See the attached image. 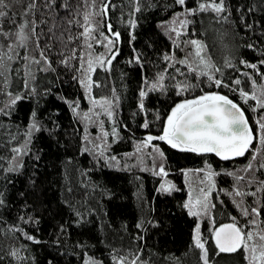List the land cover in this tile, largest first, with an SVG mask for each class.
Returning a JSON list of instances; mask_svg holds the SVG:
<instances>
[{
    "label": "trees",
    "instance_id": "trees-1",
    "mask_svg": "<svg viewBox=\"0 0 264 264\" xmlns=\"http://www.w3.org/2000/svg\"><path fill=\"white\" fill-rule=\"evenodd\" d=\"M202 2L209 3L211 0H187V5L196 8ZM100 3L101 0H96L97 8ZM225 3L228 12L223 15L227 19L211 10L197 12L193 16L180 17L189 21L181 29L179 20L174 22L175 12L179 9L171 6V0H132L131 3L130 0H112L115 7H110L105 23L112 24L113 32H120L117 44L119 55L110 71L97 68L93 75V81L100 85L93 87L96 99H111L113 88L119 97L113 118L118 136L112 138L109 135V143L104 151L105 156H116L119 161L118 164L111 161L112 166L105 164L103 159L97 162L92 153L82 154L84 123L78 122L68 105L59 99H78L81 112L90 107L84 90L73 79L78 73L58 63L54 65L55 72H38L35 65L31 66L36 75L38 91L45 87L52 89L51 95L38 98V115L42 114L41 122L53 135L49 136L47 130L36 133L29 145V154L21 158L23 167L15 173L4 171L0 174V191L4 192L7 201V207L0 209V256L3 257L0 264H84L89 257L102 261V264H113V255L131 259L138 249L143 250V258L149 264H203L200 250L194 247L192 239L197 218L188 216L182 205L188 198L185 177L192 185L193 178L203 174H197L194 170L205 169L206 163L211 165L213 171L220 173L214 177L217 189L212 200L216 204L213 210L216 227L232 223V217L236 218L240 227H246L245 231L251 227L248 223L249 227L244 226L243 222H248V218L252 217H244L241 209L233 203L234 199L241 200L234 196V190L238 188L243 192L256 193L255 196L243 197L242 207L260 208L261 214L256 220L258 227L264 228V184L261 183L264 182V169L259 167L264 163V149L256 142L251 153L228 161L209 154L181 152L162 141L152 143L163 151V158L155 153L149 157L151 147L143 163L141 152L135 153L147 135L162 134L163 122L176 103L210 92L225 95L236 103L256 131L253 111L256 103L254 100L245 103L239 93L243 90L250 94L253 81L259 85L263 82L259 73H264V64L260 63L264 60V0H225ZM137 4L140 12H135ZM9 12L15 13L17 24L0 20V27L4 31L15 32L22 22L23 8L12 0ZM30 18H35L37 23L47 20V26L41 25L37 31L47 32V28L55 24L54 31L60 35L66 27L59 17L53 19L47 9L37 11L35 17ZM129 19L135 21V28L130 27ZM173 27L181 31L179 38L171 31ZM100 30L108 35L106 27ZM72 31L76 32L77 29L73 28ZM46 39L42 36L41 43ZM190 40L201 42L205 60L214 66L211 74L230 87L218 88L207 77H195L194 73L188 72L186 65L176 63L175 67L168 66L173 61H165L164 56H172L173 53L174 61L187 58L194 68L200 64L196 47L186 43ZM173 41L179 43L180 47H175ZM9 42L0 37L3 51H7ZM48 42L50 45L56 44L50 54V58L56 59L61 46L54 40ZM103 49L94 44L95 54L105 52ZM16 52L19 57L11 62L6 61L10 70L7 73L10 82L7 90L14 93L21 90L26 70L27 62L22 57L38 55L34 38L27 42L26 48H17ZM137 56L140 63H130ZM241 61L256 64L257 69L247 67ZM177 68L184 75L178 73ZM215 68L220 71H215ZM160 73L165 75L166 91L151 92L144 100L146 112H141L139 92L150 86L144 81L151 82ZM236 79L241 81L239 85L234 83ZM185 80L197 86L183 95H176L172 85ZM7 103L8 97L0 94V107ZM36 107V98L26 99L14 106L9 117L0 116V124L3 125L0 128V169L9 166V158L13 155L11 148L24 143V132ZM145 120L149 122L148 129L142 127ZM90 136L93 141L87 145L90 149L95 144H105V141L97 139L98 136ZM132 154L135 156L133 161H126ZM252 154L257 159L252 161L253 169L245 172L243 169ZM161 165L167 175H154L153 170L158 172ZM181 170L192 171L185 176ZM228 172L244 176L245 179L237 181L234 176L227 175ZM163 178L173 180L178 191L170 195L159 192ZM249 181L252 183L249 184ZM21 215L35 217L39 223L25 224L18 220ZM149 220L153 222L152 225L148 223ZM142 222L143 228H137V224ZM14 226L23 228L40 243L25 239L19 232L13 234L9 229ZM61 226L64 231L60 230ZM209 226V222H205L202 227L209 264H248L243 250L234 254H217ZM139 236H143V240L137 239ZM17 248L23 260L7 255Z\"/></svg>",
    "mask_w": 264,
    "mask_h": 264
},
{
    "label": "snow or ice",
    "instance_id": "snow-or-ice-1",
    "mask_svg": "<svg viewBox=\"0 0 264 264\" xmlns=\"http://www.w3.org/2000/svg\"><path fill=\"white\" fill-rule=\"evenodd\" d=\"M12 0H0V20H7L13 24H17L15 13L10 14L9 6ZM132 0H130V3ZM16 3L21 5L23 8L22 22L17 25V31L10 32L4 31L0 27V37L4 40L10 41L7 44V51H3V45H0V94L8 97V103L3 107H0V116L9 117L14 106L18 102L26 99H37V107L31 112L30 123L26 126L24 132V143L19 146L11 148L13 155L9 158V166L7 168L0 169V174L6 171L8 173L18 172L23 167L21 158L28 155L30 152L29 145L31 144L32 138L36 133H43L48 131L49 136L53 133L51 130L46 129V126L41 122L42 114L38 115L39 101L38 98L51 95V87H45L42 91H38L35 85L36 75L32 71V65L36 66L38 72H55V64H59L64 68H71L74 72L78 73L73 79L77 81L80 87L84 90L85 98L88 99L92 105L88 111H80V103L78 99L67 100L64 97H59L68 107L74 117L77 118L78 122H83L85 126V135L83 137L84 147L83 153H92L97 162L103 159L105 164L112 166L111 161H115L117 164L116 156H105L104 151L107 148V144H95L92 149L87 145L93 143L91 140L90 133L87 132L89 124H96L101 127V135L97 137L98 140L106 141L109 136L108 131L103 130L104 121L100 119L101 115L106 116L110 121H114V110L118 106L119 97L116 95V89H112V98L96 99L92 96L93 87H99L100 85L93 81L92 74L96 72L97 68L104 71H110L113 61L119 55V48L117 44L120 39L119 31H112V24L110 22L105 23L108 17L110 7L114 8L112 0H101L99 8H97L96 0H16ZM15 6V5H13ZM146 7L149 5H145ZM171 6L176 7L179 11L175 12L174 22L179 20L181 29L185 28L189 21L187 19H180L181 16H193L197 12L203 13L211 10L217 16H221L227 19L225 14L228 12L225 0H211L209 3H199L196 8H189L187 0H171ZM41 9H47L48 12L52 13L53 19L59 17L65 24L64 30L60 35H57L54 31L56 25L47 28V32L43 30L37 31L41 25L47 26V20H40L37 23L35 14ZM92 9H96L92 11ZM62 10V11H61ZM141 8L139 4L135 7V12H140ZM251 11V9H248ZM243 21V16H241ZM130 27L135 28L136 24L134 20L129 19ZM102 27L107 28L108 35H105L104 31L100 29ZM251 27V25H246ZM77 29L73 32L72 29ZM171 31L175 33L176 37L181 36V31H177L176 28H171ZM47 37L46 40L41 43V37ZM34 38L35 50L38 55H26L22 59L27 63L25 64V72L22 80V88L20 91L12 92L7 89L10 87L7 73L10 71L7 62H11L14 58L19 57V53L16 52L17 48H26L27 42ZM49 40H54L60 44V50L57 52L56 59L50 58L52 49L56 47V44H49ZM175 47H180V44L173 41ZM197 48L196 55L200 57L202 50V44L197 40H190L186 42ZM95 45H100L105 49V52L95 54L93 51ZM249 47H252L249 45ZM174 53L172 56L165 55V61H173L169 63V67H175L176 63L186 65L188 72L194 73L195 77H207L208 81L212 82L216 87H230L228 84H224L220 79L215 78L211 74V69L214 68L209 62L203 57H200V64L197 67H192L189 64L187 58L179 61H174ZM7 61V62H6ZM73 61L76 63L74 64ZM135 62L140 63V58L137 56L134 58ZM247 67L257 69L256 64H249L246 61H241ZM264 64V60L260 61ZM230 64V62H229ZM167 71V69H165ZM176 71L181 75L180 69ZM215 71H220L219 68H215ZM247 75V74H245ZM264 77V73H259ZM175 79V77H172ZM165 75L164 73L158 74V76L151 82L145 79L144 83L150 85L147 90L141 89L139 92L140 102L139 109L141 112H146L145 98L151 92H164L166 91L165 86ZM236 85H239L241 81L236 79L234 81ZM255 85V81H253ZM197 85L180 81L172 85L176 91V95H183L190 89ZM236 91V89H230ZM241 98L247 103L249 99L255 100L257 105L264 108V99L258 98L255 92L251 95L248 92L240 90ZM261 97H264V86H261ZM255 111V109H253ZM160 117L157 115L156 117ZM49 123H51V117H49ZM261 135L259 137L262 149H264V118L257 121ZM3 125L0 124V128ZM145 129L149 128V122L145 120L142 124ZM162 134L153 136L147 135L146 138L141 142V146H138L137 151L141 150V147H151L152 152L148 153L152 156L153 153L158 154L159 157L163 158L164 153L161 151L158 145L153 144V141H162L171 146L173 149H178L181 152L197 153V154H208L214 153L216 157H219L223 161L232 160L238 157H244L246 154L252 152L254 148L252 129L248 125V120L245 117L244 111L231 99L225 95H221L216 92L205 93L193 99H184L180 103H176L171 108L170 113L167 115L166 120L162 125ZM111 134L116 137L118 132L116 127L112 128ZM16 139L15 136L12 137ZM38 160L39 157L37 156ZM257 156L252 154L251 160L243 169L245 172H250L253 169L252 161H255ZM261 169H264V163L259 165ZM145 170V169H142ZM185 176L189 175L192 170H181ZM197 174L204 173V178L201 179L200 183L204 184L207 182V187L199 188V195L193 198L192 193H189L188 200L182 205L187 210V215L196 218H211L212 211L216 208V204L211 202L212 192L215 190L214 177L220 175V173L212 170L211 165L205 164V169L194 170ZM154 175L166 176L164 166L159 167L158 172L153 170ZM229 176H234L237 181H243L244 176H238L236 173L228 172ZM7 179V178H5ZM34 182V181H33ZM249 184L252 181L248 182ZM264 184V182H261ZM262 189H257L261 191ZM159 192L164 194H171L173 191H178L175 185L162 183L158 189ZM232 195V193H229ZM252 195L255 196V192H243L238 188L234 190V196L240 197V201L233 200V203L237 208L241 209V214L244 217H252L248 221V224L252 226L249 230L245 231L244 228L237 226L235 217H232L233 222L228 224H221L218 228H214L212 231V238L215 243V249L218 250L217 254L220 253H235L239 250H243L246 254L245 259L248 264H264V228H259L257 225L256 217L260 216L261 210L258 207L244 208L242 207L243 197ZM221 203H223L221 201ZM7 207V201L4 196V192L0 191V209ZM27 207V205H25ZM77 215H80L77 212ZM18 220L25 224H38L39 221L32 216L21 215ZM150 225L152 221H148ZM143 222L137 224V228H143ZM255 229V230H253ZM64 231L63 226L60 228ZM10 232H19L23 237L34 243H40L34 236L24 231L23 228L14 226L9 229ZM137 239L143 240V236H139ZM194 247L200 250V259L203 264H209V252L206 248V241L203 240L201 235L200 223L195 224V231L192 237ZM19 249L11 250L7 255L15 258L16 260H23L19 255ZM3 257L0 256V261ZM113 264H149L147 259L143 258V250L138 249L133 254L132 258L129 259L127 256L113 255ZM84 264H102L95 258L89 257L84 261Z\"/></svg>",
    "mask_w": 264,
    "mask_h": 264
},
{
    "label": "rangeland",
    "instance_id": "rangeland-1",
    "mask_svg": "<svg viewBox=\"0 0 264 264\" xmlns=\"http://www.w3.org/2000/svg\"><path fill=\"white\" fill-rule=\"evenodd\" d=\"M103 51H105V49H103ZM196 51H197V48H196ZM200 57H203L204 58V56H203V47H202V50L200 52ZM94 73L92 74V79H93ZM262 81L263 82H262L261 85L255 84L253 86L252 93L255 92L256 95L258 96V98L264 99V97H261V94H260L261 93V86H264V77L262 78ZM252 93H250V95ZM92 96L94 97V95H93V89H92ZM249 100H251V99H249ZM255 103H256V108H255V112L254 113H255L256 118L254 119V124L256 125V131H254V129L251 127L252 128V131H253V136L255 137V139L253 140V143L256 142V144L261 147V144H260V141H259V137H260V135L262 133H261V131L259 129V124L257 123V121H260L262 118H264V108H261L259 105H257V102L256 101H255ZM89 104H90V107H88L85 111H88V109H90L92 107L90 101H89ZM100 119H102L104 121L103 130L104 131L110 130V131H108L109 132V135H111V137L114 138V136L111 134L112 128L114 127L113 122L110 121L106 116H103V115H101ZM89 128H90V130H88V133H90V135H96V136H100L101 135V127L99 125L89 124ZM108 137H107V140L105 141L106 144L109 143V140H108L109 138ZM137 149H136V152L135 153L140 154V152H141V155H142L141 157H143L141 159V161L143 160L142 163L145 162V159H144L145 158V154L147 153V150L149 149V147L148 148L141 147V150L140 151H137ZM134 157H135L134 154H132L131 156L128 157V159H126V161H128V162H130L131 160L133 161V158ZM203 178H204V173L202 174L201 177H194L193 178L192 185H191L188 182V180H187L188 178L185 177V186H186V188L188 190V198H189V193H192L193 198H195L197 195H199V191L198 190H199L200 187H207V182L206 181H205L204 184H201L200 183L201 179H203ZM214 182H215V178H214ZM162 183L175 185L176 189H178V187L176 186V184L171 179L163 178L162 179ZM215 186H216L215 187V190H216L217 189L216 182H215ZM215 190L212 192V196L210 198L211 199V202H212V200H214L213 199V196H214ZM188 198H187V200H188ZM222 218H223V216H222ZM248 220H250V219L248 218ZM197 221H198L197 223H200V225H201V235H202V227H203V224L205 222H209V224H210L209 229H210L211 232L214 230V228H216V224H215L216 222H215L214 212L213 211L211 213V218L210 219L209 218H203V219L197 218ZM246 223H248V222H243V225L244 226H247ZM237 226L240 227L238 224H237ZM247 227H249V226H247ZM243 228L246 230V227H243ZM250 228H252V226Z\"/></svg>",
    "mask_w": 264,
    "mask_h": 264
},
{
    "label": "water",
    "instance_id": "water-1",
    "mask_svg": "<svg viewBox=\"0 0 264 264\" xmlns=\"http://www.w3.org/2000/svg\"><path fill=\"white\" fill-rule=\"evenodd\" d=\"M245 117H246V115H245ZM246 119L248 120V118L246 117ZM248 125H249V127L251 128V125H250V122H249V120H248ZM252 129V128H251ZM253 132V131H252ZM209 155H214L215 156V154L214 153H208ZM219 158V157H218ZM226 224H228V223H226ZM219 227V226H218ZM218 227H216V228H218ZM214 241V240H213ZM215 244V243H214ZM239 251H241V250H239ZM239 251H237V252H239ZM237 252H235V253H237ZM223 254H234V253H223Z\"/></svg>",
    "mask_w": 264,
    "mask_h": 264
}]
</instances>
